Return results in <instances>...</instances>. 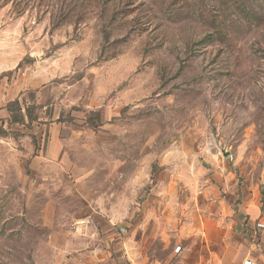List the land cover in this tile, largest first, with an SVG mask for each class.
<instances>
[{"label": "rangeland", "instance_id": "1", "mask_svg": "<svg viewBox=\"0 0 264 264\" xmlns=\"http://www.w3.org/2000/svg\"><path fill=\"white\" fill-rule=\"evenodd\" d=\"M0 23L42 70L3 135L56 123L74 167L37 188L0 158V264L258 255L264 0H0Z\"/></svg>", "mask_w": 264, "mask_h": 264}, {"label": "crops", "instance_id": "2", "mask_svg": "<svg viewBox=\"0 0 264 264\" xmlns=\"http://www.w3.org/2000/svg\"><path fill=\"white\" fill-rule=\"evenodd\" d=\"M8 27L10 26L7 23H0V158H7L8 163H4L3 167L14 166L17 169L15 172L17 174L39 176V179L35 177L36 179L29 184H35L37 188L45 187L48 184L58 187L65 180L69 181L70 172L74 169L71 152L66 148L68 138L60 134L59 125L52 122H42L44 124L37 122L36 127L22 135L19 141L11 135L2 133L1 127L20 128L6 119L8 116L7 105L11 100L34 86L33 77L36 74H42V70L37 68L41 62L36 61L30 67H19L28 50L24 46L12 49L11 33ZM17 68L18 71L15 70ZM11 71H14L13 76L10 74ZM44 127H47L45 131L48 130L49 135L47 142L41 147V143L45 141V135L42 134ZM22 131L26 132L23 129ZM30 133L38 134L36 139ZM36 140L38 141L36 142ZM36 143L39 145L37 146ZM253 224L250 225L252 234ZM260 239L262 245L259 247L258 255L246 258L264 264V237Z\"/></svg>", "mask_w": 264, "mask_h": 264}, {"label": "built area", "instance_id": "3", "mask_svg": "<svg viewBox=\"0 0 264 264\" xmlns=\"http://www.w3.org/2000/svg\"><path fill=\"white\" fill-rule=\"evenodd\" d=\"M260 227H261V223H256V224H253V235L257 236L258 235V232L260 231ZM177 250L179 251L180 250V246L177 247ZM241 264H259L257 261L251 259V258H246L242 261Z\"/></svg>", "mask_w": 264, "mask_h": 264}]
</instances>
